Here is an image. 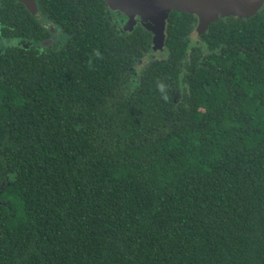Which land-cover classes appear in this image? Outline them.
Masks as SVG:
<instances>
[{
  "label": "trees",
  "instance_id": "1",
  "mask_svg": "<svg viewBox=\"0 0 264 264\" xmlns=\"http://www.w3.org/2000/svg\"><path fill=\"white\" fill-rule=\"evenodd\" d=\"M39 4L66 40L0 22V264H264V6L171 11L137 70L144 25Z\"/></svg>",
  "mask_w": 264,
  "mask_h": 264
},
{
  "label": "water",
  "instance_id": "2",
  "mask_svg": "<svg viewBox=\"0 0 264 264\" xmlns=\"http://www.w3.org/2000/svg\"><path fill=\"white\" fill-rule=\"evenodd\" d=\"M24 1L36 16L43 20L35 11L33 0ZM106 2L113 25H116L117 12L127 18L126 30L130 31L137 23H141L153 33L155 51L164 48L165 29L171 11L193 15L198 22L197 33L203 34L210 24L222 18L228 16L250 18L261 12L264 6V0H106ZM47 21H41V24L51 32H58L54 26L55 29H51Z\"/></svg>",
  "mask_w": 264,
  "mask_h": 264
},
{
  "label": "flooded vegetation",
  "instance_id": "3",
  "mask_svg": "<svg viewBox=\"0 0 264 264\" xmlns=\"http://www.w3.org/2000/svg\"><path fill=\"white\" fill-rule=\"evenodd\" d=\"M39 1L40 0H33L34 6H35L34 9L41 17H43V20L39 19L36 16V13L26 4L24 0H0V22L3 23L2 15H12L13 20H16V21H26L27 20L28 22H37L43 30L49 32L48 40L43 43L44 45L45 44L51 45L53 43L59 44L60 42L66 40L68 37L66 30L63 28V26L60 23L51 20L49 16L44 13L43 9L40 7ZM2 10H5V11L2 12ZM9 20H11L9 17L4 18L5 22H8ZM47 20H50L51 22H48ZM41 21H47L50 24L49 26L51 27V29L56 28L58 29V32H51L50 30H48L46 27H44L41 24ZM15 40L16 39L10 40L8 42L9 43L11 42L12 44H15L17 42V44H19L22 47H26V48H29L32 45V42L26 39L19 40V41L17 40L15 41Z\"/></svg>",
  "mask_w": 264,
  "mask_h": 264
},
{
  "label": "rangeland",
  "instance_id": "4",
  "mask_svg": "<svg viewBox=\"0 0 264 264\" xmlns=\"http://www.w3.org/2000/svg\"><path fill=\"white\" fill-rule=\"evenodd\" d=\"M121 25L124 27L127 25L126 19H122V21H120ZM192 41H199L198 35L196 33H194L192 36ZM167 55V51L166 49H161L158 51H152L149 55H147L146 57H144L141 61L137 62V70H141L142 68H144L151 60L154 59H159V58H164ZM136 70V71H137Z\"/></svg>",
  "mask_w": 264,
  "mask_h": 264
}]
</instances>
